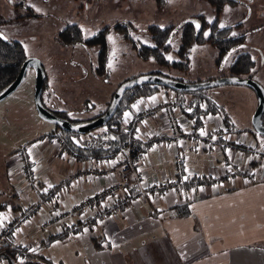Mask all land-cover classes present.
<instances>
[{
	"label": "rangeland",
	"instance_id": "obj_1",
	"mask_svg": "<svg viewBox=\"0 0 264 264\" xmlns=\"http://www.w3.org/2000/svg\"><path fill=\"white\" fill-rule=\"evenodd\" d=\"M234 1L236 2L234 5H226L221 12L219 27H231V35L244 36L245 41L223 59H219L216 47L208 44L192 45L189 49L187 72L160 67L152 59L140 60L132 49V44L124 39L122 33L113 31L112 27L119 22L130 23V36L139 45L146 46L152 45L148 33L149 26L172 27L170 51L166 58L173 61L176 60L175 51L180 45V26L197 15L204 16L208 22L214 19V10L205 0H166L159 6L152 0H0V36L8 41L20 42L27 58L39 60L45 74L41 92L43 106L51 113L62 117L66 115L70 122L80 124L104 111L112 94L126 82L125 80L155 75L172 79L181 78L185 83L215 81L229 76L228 66L232 58L240 53L251 55L255 66L249 75L251 80L264 89V0ZM70 25L79 26L84 40L105 28L108 29L106 74L101 76L96 74L99 46L65 47L59 43V33ZM249 75H242L239 78L247 79ZM35 80L36 72L29 67L17 89L0 101V204L10 205L13 202L16 204L22 198L31 197L30 191L23 190L18 191L16 198L13 196V188L18 184L15 182V185L9 178L7 164L9 158L15 154L19 157L20 153H23L28 160L34 161L29 159L22 149L29 145L30 140H42L38 137L46 138L48 133L57 130L36 112ZM165 92L178 103H181V99L192 98L191 95L177 97L174 92L162 89L152 95L155 98L152 99L160 102ZM202 92H206L205 95L222 106L230 115L240 130V138L245 137L247 143L256 145L259 149L264 147V137L254 131L251 123L258 106L256 94L251 88L223 85ZM105 127L94 129L85 135L71 137L74 141L79 138L89 139L90 136L101 133ZM206 127L210 128V125L207 123ZM206 127L204 128L207 130ZM53 139L54 137L51 141L45 140L48 145L47 161L52 159L50 156L52 152L57 153L60 150L55 148ZM190 143L192 145L193 141ZM68 148V146L63 148L57 157L54 154L53 158L56 159L50 163L45 161L44 167L48 172L54 170L58 162L67 169ZM218 156L222 157V153L218 151L200 153L196 144L193 149L182 153L186 170L195 172L193 165L198 159L208 164ZM175 158L176 155L173 153L167 156L169 160L167 170H175ZM17 160L21 164L19 158ZM37 160L42 165L41 159ZM42 171L44 172L43 165L39 173ZM178 196L185 197L184 191H180ZM5 215V211L1 213V222L7 221ZM14 233H17V230ZM21 242L28 247L34 245L28 244L25 239L16 240V244Z\"/></svg>",
	"mask_w": 264,
	"mask_h": 264
},
{
	"label": "crops",
	"instance_id": "obj_2",
	"mask_svg": "<svg viewBox=\"0 0 264 264\" xmlns=\"http://www.w3.org/2000/svg\"><path fill=\"white\" fill-rule=\"evenodd\" d=\"M162 97L160 102H155L153 96L139 99L129 112L173 101L168 92ZM231 121L237 128L232 118ZM220 122L218 116L209 115L205 119V127L208 123L210 128L206 127L207 131H213ZM160 127V116L155 115L146 122L143 130ZM53 134L59 135L57 132ZM46 139L52 140L48 137L33 139L22 149L29 159L40 158L44 170L36 175L33 189L29 192L30 200L35 203L54 188L53 195L44 201L35 218L51 210L63 211L65 215L56 226L44 230L24 227L17 233L13 232L10 239L14 243L21 239L32 245L41 243L42 247L34 255L42 257L49 264H264V170L258 175V183L247 186H242L238 181L235 188H218L214 185L186 188L181 184L186 179L202 176L215 178L221 174L222 157L218 156L208 164L198 159L193 165L196 172L186 170L184 164H176L173 171L167 170V156L172 153L147 146L139 164V168L145 172L144 184L175 176V191L155 196L151 202L140 201L134 206L122 207L113 216L100 218V205L80 213L69 211L77 200L106 183L107 178L100 180L85 176L71 185L62 186L66 176L75 171L97 168L96 157L76 154L68 148L67 169L58 162L56 168L48 172L45 164L56 159L53 158L54 154L57 157L67 146L57 153L52 152V159L47 161ZM193 148L190 144L189 149ZM17 157L15 154L7 161L9 178L18 184L15 183L13 188L15 198L18 191L22 192L25 188L16 179L20 170ZM57 186H61L60 190L56 189ZM226 189L234 190L226 192ZM180 191H184L185 197L178 196ZM185 204L190 215L177 217L172 207ZM25 207V198H22L16 204L3 205L1 213L5 211V220L10 221L23 213ZM89 220H93L92 223L86 224ZM75 224L80 225L77 231H74ZM66 232L69 235L64 240L45 243L49 236ZM94 239L101 245L99 248L95 246Z\"/></svg>",
	"mask_w": 264,
	"mask_h": 264
},
{
	"label": "built area",
	"instance_id": "obj_3",
	"mask_svg": "<svg viewBox=\"0 0 264 264\" xmlns=\"http://www.w3.org/2000/svg\"><path fill=\"white\" fill-rule=\"evenodd\" d=\"M155 115L160 116L161 127L143 130L146 122ZM121 124L123 142L119 152L96 157L97 168L88 167L75 171L63 181L62 186L71 185L75 180L85 176L100 180L108 179L103 185L93 188L88 196L77 200L69 212L80 213L100 205L102 207L100 218L113 216L122 207L134 206L140 201L151 202L155 196L175 191L177 185L175 176L163 181L154 179L150 184H144L145 172L139 168V164L147 146H155L173 153L176 155L175 162L178 165L183 164L182 153L189 150L191 141L193 147L195 144L199 147L200 153L221 152L223 172L214 178V186L218 188H235L238 181L242 186L250 185L258 181V175L264 170V147L259 149L256 145L247 143L245 137L240 138L239 133H227L222 122L213 131H207L205 126L194 127L180 113L176 100L164 102L153 108H142L136 112L125 111L121 114ZM53 143L56 149H61L65 141L61 135H56ZM18 158L21 164L16 179L25 186L24 191L29 192L33 189L36 175L42 170V165L39 160H28L23 153H20ZM60 188L61 186H57L56 189ZM53 191L54 188L47 191L44 198L35 203H32L30 197L25 198L26 207L19 218L13 221H0V245L3 244L8 251H16L19 254L17 259L19 263L24 262L28 255H34L41 244L37 243L33 247H28L24 242L16 244L11 241L10 235L29 226L36 230L56 226L65 215L63 211L51 210L35 218L44 201L53 195Z\"/></svg>",
	"mask_w": 264,
	"mask_h": 264
},
{
	"label": "trees",
	"instance_id": "obj_4",
	"mask_svg": "<svg viewBox=\"0 0 264 264\" xmlns=\"http://www.w3.org/2000/svg\"><path fill=\"white\" fill-rule=\"evenodd\" d=\"M152 1H154L158 6L166 2V0ZM205 1L213 8L215 14L214 19L211 22H208L204 16L197 15L187 20L180 26V45L175 51L176 60L173 61H169L166 58V55L170 51L169 39L172 27L162 28L154 25L149 26L148 33L152 41L151 46L141 44L139 45L130 36V23H116L112 27V30L123 34L124 39L132 44V49L135 51L136 56L140 60L148 61L152 59L160 67H168L171 69L187 72L189 70V49L192 45L208 44L210 46L216 47L219 51V59H223L239 44L245 41L244 36H232L231 27H219V17L224 7L226 5L232 6L236 2L234 0ZM107 31L108 29L105 28L102 31H99L98 33L93 35L92 37L84 40L82 31L79 26L70 25L64 28L59 33L58 41L62 46L65 47L71 45H81L83 47L99 46L100 49L97 55L96 74L98 76H101L107 73ZM26 58L27 56L25 54V50L20 42L8 41L0 36V94L15 81L20 72L21 66L26 60ZM254 66L255 63L249 53H240L232 58L231 63L228 66L229 76L240 77L242 75H249L253 70ZM247 79H251V76L249 75ZM173 80L182 83L184 82L183 79ZM162 89L168 90L164 87L145 84L136 86L126 91L122 96L116 113L114 114L113 118L106 124L105 129L95 136H90L89 139L82 140L81 138H79L78 140L74 141L71 136H77L76 134L66 133L59 130L58 134L62 135L65 141L63 147L68 146L70 151L74 150L76 154H85L93 157H99L105 154L119 152L123 142L121 114L125 111H129L135 101L141 98L150 97ZM202 91L206 90L193 91L187 93L172 91L176 94L177 97L180 96L183 98V96L185 95L192 96V98H189L188 100L181 99V103H178L176 101L180 113L185 116L189 120L191 125L196 128H203L205 126L206 117L211 115L218 116L220 118L222 124L226 128L227 133H240V130L235 128L230 116L225 111V109L219 104H217L215 101L211 100L207 95H205L206 92ZM106 109L90 120H94L102 116ZM63 118L67 119L66 115H63ZM47 137L50 138L49 135H47ZM39 139H45V137H39ZM181 184L184 185L186 188H193L199 185L212 186L214 185V178H211L209 176L191 177L189 179L184 180ZM233 190L234 189H226L225 191L230 192ZM3 205L4 204H0V213L2 211ZM172 209L175 211V215L179 218L188 217L190 215V210L186 204L174 206L172 207ZM94 218L96 219V216ZM92 221L93 220H89L86 222V224H91ZM75 226L76 229L74 231H77L80 225L75 224ZM68 235V232L54 234L52 236H49L46 239L45 243H49L51 241L64 240ZM94 244L98 248L101 246L97 244L96 239H94ZM18 256L19 254L16 251H8L5 249V246L3 244L0 245V264H49L38 255H28L24 262L19 263L17 261Z\"/></svg>",
	"mask_w": 264,
	"mask_h": 264
},
{
	"label": "water",
	"instance_id": "obj_5",
	"mask_svg": "<svg viewBox=\"0 0 264 264\" xmlns=\"http://www.w3.org/2000/svg\"><path fill=\"white\" fill-rule=\"evenodd\" d=\"M29 67L33 68L36 72L34 103L38 116L46 120L47 122L51 123L52 125H54L59 130L66 133L85 135L86 133L94 129L106 126V124L113 118L114 114L116 113L118 105L124 93L139 85H145V84L155 85L159 87H164L171 91L183 92V93L209 90L223 85H233V86H246L251 88L255 92L258 106L251 119V123L254 131L258 135L264 136V126L262 121V117L264 115V89L257 82L251 79H246V78L242 79L239 77L227 76V77L219 78L215 81L182 83L163 76H155V75L139 76L127 80L116 89L106 111L102 116L89 122L72 124L71 122L63 118H59L53 115L41 103V92L44 84L45 74L39 60H37L36 58H26V60L21 66L20 72L17 78L15 79V81L0 94V101L5 99L7 96H9L17 89V87L21 84L25 76V73Z\"/></svg>",
	"mask_w": 264,
	"mask_h": 264
},
{
	"label": "flooded vegetation",
	"instance_id": "obj_6",
	"mask_svg": "<svg viewBox=\"0 0 264 264\" xmlns=\"http://www.w3.org/2000/svg\"><path fill=\"white\" fill-rule=\"evenodd\" d=\"M53 115H55V116H57V117H59V118H63L62 116H60V115H58V114H56V113H52ZM63 119H65V118H63ZM65 120H67V119H65ZM67 121H69L70 122V120H67ZM89 121H92V120H86L85 122H89ZM263 121H264V117H263ZM84 122V123H85ZM72 123V122H71ZM72 124H74V123H72ZM263 126H264V123H263ZM57 130H54V131H51L50 133H48V135H49V137H50V139H52L54 136H55V134H53V133H55V131H59V129L57 128V127H55ZM261 136V135H260ZM262 137H264V136H262Z\"/></svg>",
	"mask_w": 264,
	"mask_h": 264
}]
</instances>
